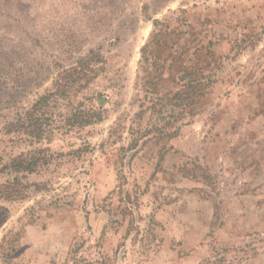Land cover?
I'll return each mask as SVG.
<instances>
[{
  "label": "rangeland",
  "instance_id": "rangeland-1",
  "mask_svg": "<svg viewBox=\"0 0 264 264\" xmlns=\"http://www.w3.org/2000/svg\"><path fill=\"white\" fill-rule=\"evenodd\" d=\"M0 264H264V0H0Z\"/></svg>",
  "mask_w": 264,
  "mask_h": 264
},
{
  "label": "trees",
  "instance_id": "trees-1",
  "mask_svg": "<svg viewBox=\"0 0 264 264\" xmlns=\"http://www.w3.org/2000/svg\"><path fill=\"white\" fill-rule=\"evenodd\" d=\"M158 23H159V21H157V20L154 21L155 26ZM166 31L167 30H160L159 29L155 33L154 41H155L156 44L160 43L164 39V36H166ZM153 51H156V50L154 48L152 49L150 43L146 44V46L143 49V52L146 53L145 54V60L151 59L152 63L154 64L156 61L154 60L155 55H154ZM162 71L163 70H161L159 73L162 74ZM196 94H197L196 91L192 92V95H196ZM169 99H172V98H169ZM94 113L95 112H92V113L82 112V114L77 116V118L79 119L78 123H80V124L91 123V121L93 120V117L96 115ZM42 131H43V128H41V126H38L37 130H35V131L34 130H29L28 133L31 134V135L34 134L33 136L38 139V138L41 137ZM36 161H38V160L34 159L33 157H31L30 159H27V160L19 158L12 165H13V168H15V169H21V170H25L27 172H32L34 170V167L37 164ZM13 191H15V190H13ZM6 193H8V190H7Z\"/></svg>",
  "mask_w": 264,
  "mask_h": 264
}]
</instances>
